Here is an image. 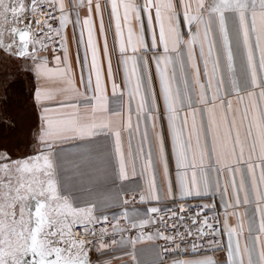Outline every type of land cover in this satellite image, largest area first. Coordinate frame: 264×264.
Wrapping results in <instances>:
<instances>
[{
	"label": "snow or ice",
	"instance_id": "1",
	"mask_svg": "<svg viewBox=\"0 0 264 264\" xmlns=\"http://www.w3.org/2000/svg\"><path fill=\"white\" fill-rule=\"evenodd\" d=\"M49 49L54 67L41 55ZM4 59L28 65L37 85L54 79L60 87L30 89L37 119L25 155L13 159L0 147V264H111L106 253L125 243L114 238L126 230L121 220L140 229L127 241L133 248L162 240L165 254H200L171 264H264V0H110V11L109 0H0ZM16 78L4 73L5 101ZM0 123L16 126L7 116ZM77 140L87 141L100 164V179L88 187L63 179L62 146ZM113 188L117 195L101 196ZM120 191L132 200L121 201ZM217 196L222 220L214 200L203 201ZM130 204L131 212L113 215L111 231L97 229L108 224L106 211ZM148 225L151 234L143 232ZM150 254L153 264H166L159 251Z\"/></svg>",
	"mask_w": 264,
	"mask_h": 264
},
{
	"label": "crops",
	"instance_id": "2",
	"mask_svg": "<svg viewBox=\"0 0 264 264\" xmlns=\"http://www.w3.org/2000/svg\"><path fill=\"white\" fill-rule=\"evenodd\" d=\"M119 2V0H118ZM103 3V0H102ZM109 11H110V0H109ZM121 16H123V8L120 9ZM144 18V22L146 24V17L147 14H142ZM104 19H105V24H108V12H105L104 14ZM132 27H133V40H135L136 35L138 34V29H139V24L136 23L135 20L132 21ZM156 31L158 34L159 28L156 26ZM182 31L188 32V27L187 25L183 26ZM77 35L79 32V29L76 30ZM123 32H124V38L125 41L127 42V37H128V25H123ZM114 33H115V21H112V30L108 33V44H109V49L111 50L114 42ZM67 46L69 47L71 58H72V66L74 70H77V45L75 40L73 39V28L72 25L69 24L67 27ZM97 38L100 40L99 33L97 31ZM87 39V31L85 30V40ZM151 35L150 33L146 32V42H150ZM100 46H101V59H103V53H102V40H100ZM118 48V44H117ZM196 50L198 51L199 49V44L197 43L195 45ZM162 51V47L160 49ZM56 55H62V51L55 53ZM82 54V50H81ZM44 57H47L50 60V67L55 66V61H54V54L53 53H48L42 55ZM90 59V56H89ZM115 60L116 57L113 56V63L115 66ZM30 63V62H29ZM28 65H26L25 71L22 72V78L26 82L27 77L29 76L30 81H31V88L35 86L39 87H44L52 92H55L60 85L56 80H49V81H44L40 85H37L36 83V77L34 73H30L27 71ZM152 70L155 72V65H152ZM119 82V81H118ZM109 97H110V103L109 107L112 108L116 104V99L111 97V93L109 91ZM125 100V111L127 109V97L124 98ZM25 104H27L26 108V116L28 114L29 117H26L25 119H29V125L33 127L36 119H37V112L33 109L32 105V100L29 97V100L25 99ZM199 119V118H198ZM21 120V119H20ZM114 122L118 121V118L113 117ZM133 120H135V117H133ZM32 123V124H31ZM19 125L23 126V123H19ZM14 134H18L15 133ZM19 135H22L19 133ZM23 136V135H22ZM24 138V136H23ZM26 137L24 138L25 141ZM64 153H65V161H64V174H63V179L67 182V184L71 187L75 188H80V187H88L91 186L93 182H97L100 179V175L98 172V169L100 168L99 161L95 159L94 156L90 154V145L87 143V141H69L68 143L64 144L63 146ZM221 182H226L225 177H221ZM101 196L105 199H109L115 195H117V190L113 188L111 191H104L101 190ZM119 198L121 201L124 199L132 200V196L130 194H127L123 191H120L118 193ZM138 199V198H137ZM191 200H201V198H189ZM209 200H214V202L217 204V208L220 209L221 211V220L223 219V213L224 209L220 205V200L219 197H204L203 201L208 202ZM83 206V205H81ZM140 207L141 209H144L146 207H149L151 205H136ZM129 211L131 212L132 210V205L130 204L129 206L125 207H119V208H112L109 209L108 211L105 212V215L109 217V219H112L113 215H119L123 211ZM237 211L241 214L244 213V207H241L237 209ZM241 219L243 220L244 223V234H247V220L241 216ZM113 220V219H112ZM259 221V218L257 217V223ZM131 222V221H130ZM229 223L232 226H236L237 220L236 217L230 216L229 217ZM151 234V233H150ZM136 237V236H135ZM135 237H124L123 240L125 243L123 244H117L113 246L112 248L109 249V251L106 253V257L111 260V264H153L154 261L157 260V258L150 254L153 249L157 250L160 252L161 257L165 259L166 264H171V261L173 259L179 258V259H193L197 258L200 254L198 253H167L165 254L164 251L161 248V245L159 241H142L140 243H137L135 247L128 243L127 241L129 239H134ZM224 239L226 240L227 237L225 236ZM120 241V240H119ZM244 240L243 237H241V244L243 246ZM221 255L225 260H226V253L223 254H218ZM135 256L136 259L134 260L132 257ZM93 259H95V254H93Z\"/></svg>",
	"mask_w": 264,
	"mask_h": 264
},
{
	"label": "rangeland",
	"instance_id": "3",
	"mask_svg": "<svg viewBox=\"0 0 264 264\" xmlns=\"http://www.w3.org/2000/svg\"><path fill=\"white\" fill-rule=\"evenodd\" d=\"M7 38L8 36H6V39ZM25 68L26 65H22L18 68L16 63L10 62L8 59L0 61V117L7 116L16 122V126L14 128L8 127L6 123H0V140H3L7 135H13L14 132L18 133L15 134L16 136H19L20 133L26 137V133L32 128L29 125V119H25L26 117H29L28 114L26 116V108L28 106L25 104V99L29 100L31 81L29 76L27 77L26 82L22 76L20 77L22 72L25 71ZM5 72H15L18 77L15 79V82L11 84V87L8 90L7 101H5V89L3 86ZM19 123H23V126L19 125Z\"/></svg>",
	"mask_w": 264,
	"mask_h": 264
},
{
	"label": "built area",
	"instance_id": "4",
	"mask_svg": "<svg viewBox=\"0 0 264 264\" xmlns=\"http://www.w3.org/2000/svg\"><path fill=\"white\" fill-rule=\"evenodd\" d=\"M10 26H11V25H10ZM14 26H16V27H22V25H20V24H17V25H14ZM54 26L58 27V24H54ZM33 27H35V25H33ZM5 35L8 36V38L5 39V43L11 42V37L8 35L7 32H5ZM53 47H55V48L57 49L56 53L60 52V50H59V40H58V38H57V43H55V44L53 45ZM48 53H53V52L51 51V49H49V50H47V51H43V52L41 53V55L48 54ZM191 202H192L193 204H196V203L201 202V200H191ZM204 202H205V201H204ZM217 213H218V215H219L220 218H221V211H220V209H218V208H217ZM115 223H116V221H114V220H112V219H109L108 224H106V225H105V224H99V225H96V227H97V229H99V228H101V227H109V230L111 231V225H112V224H115ZM120 223H121V226L124 227L126 230H125L123 233H116V234H115L114 238H115L117 241L121 240V238H124V237H135V236L139 235V233H140V229H138V228H131V227H130V224H131L130 221H128V220H121ZM76 231H80V229L77 228ZM154 231H155V228H154L152 225H148V226H146V227L143 229V232H144L145 234H150V233H152V232H154ZM90 238H91V237H90ZM112 238H113V237H105V240H107V241L110 242ZM158 241H159V243H160V245H161V248H162V250H163V249H164V243H165V242L162 241V240H158ZM163 251H164V250H163ZM170 253H173V252H170ZM175 253H181V254H184V253H182V252H175Z\"/></svg>",
	"mask_w": 264,
	"mask_h": 264
},
{
	"label": "flooded vegetation",
	"instance_id": "5",
	"mask_svg": "<svg viewBox=\"0 0 264 264\" xmlns=\"http://www.w3.org/2000/svg\"><path fill=\"white\" fill-rule=\"evenodd\" d=\"M24 138L22 135H7L3 140H0V147L9 149L12 153L13 159L22 157L26 153V149L24 146Z\"/></svg>",
	"mask_w": 264,
	"mask_h": 264
},
{
	"label": "water",
	"instance_id": "6",
	"mask_svg": "<svg viewBox=\"0 0 264 264\" xmlns=\"http://www.w3.org/2000/svg\"><path fill=\"white\" fill-rule=\"evenodd\" d=\"M18 39V38H17Z\"/></svg>",
	"mask_w": 264,
	"mask_h": 264
}]
</instances>
